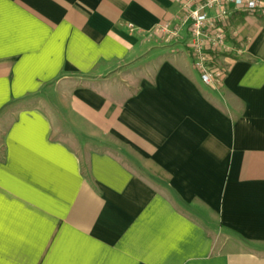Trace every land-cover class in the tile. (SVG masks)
I'll list each match as a JSON object with an SVG mask.
<instances>
[{
  "label": "crops",
  "instance_id": "crops-1",
  "mask_svg": "<svg viewBox=\"0 0 264 264\" xmlns=\"http://www.w3.org/2000/svg\"><path fill=\"white\" fill-rule=\"evenodd\" d=\"M181 13L0 0V264H264V16L230 17L214 89Z\"/></svg>",
  "mask_w": 264,
  "mask_h": 264
},
{
  "label": "built area",
  "instance_id": "built-area-1",
  "mask_svg": "<svg viewBox=\"0 0 264 264\" xmlns=\"http://www.w3.org/2000/svg\"><path fill=\"white\" fill-rule=\"evenodd\" d=\"M182 13L161 24V33L168 41L182 38L184 28L188 29V45L194 66L208 86L219 89L227 74L220 63H212L210 51L242 54L243 48L229 40L227 26L236 11L264 16V0H179ZM237 32L235 31L234 34ZM228 65V64H227Z\"/></svg>",
  "mask_w": 264,
  "mask_h": 264
},
{
  "label": "rangeland",
  "instance_id": "rangeland-1",
  "mask_svg": "<svg viewBox=\"0 0 264 264\" xmlns=\"http://www.w3.org/2000/svg\"><path fill=\"white\" fill-rule=\"evenodd\" d=\"M189 49V48H188ZM145 71H148V69H146L145 70V68H143V67H137L136 68V70H135V76L137 75L139 78L140 77H142L143 76V74H144V72ZM152 71H153V69H152ZM127 75V76H126ZM125 76H123L124 78H128V74H126ZM115 80H117V79H115ZM118 80H121V81H124L122 78H120V79H118ZM129 80V79H128ZM63 87L61 86V85H57L56 86V91H54L55 92V95H57V92H62L63 91ZM57 99L59 100V97H57ZM56 105L58 104V101H56V103H55ZM42 106H43V108H45V109H47L52 115H54L56 118H57V115L55 114V111H54V109H53V107H50V105H48L47 103H42ZM66 116V118H68V119H70V117L68 116V115H63V117H65ZM63 123V122H62ZM63 125V124H62ZM3 126H5V124L3 123ZM67 127H65V129H66ZM73 145H78V138L75 136V134L74 133H69V135H68V138H67ZM143 173V172H142ZM146 174H147V172H145ZM219 238H222L221 236H219V234H217V236H216V240H219Z\"/></svg>",
  "mask_w": 264,
  "mask_h": 264
},
{
  "label": "trees",
  "instance_id": "trees-1",
  "mask_svg": "<svg viewBox=\"0 0 264 264\" xmlns=\"http://www.w3.org/2000/svg\"><path fill=\"white\" fill-rule=\"evenodd\" d=\"M227 31H228V29H227ZM188 48L191 51V48L189 47V45H188ZM210 54L212 56H214V60H213L212 63H217V64L220 63L222 69H224L225 73L228 75V73H229V65H227V63L225 62V57H227V55H229V54L221 53V52H215V51H212V50L210 51ZM232 56L235 57V55H232ZM223 85L219 89H221L223 87Z\"/></svg>",
  "mask_w": 264,
  "mask_h": 264
}]
</instances>
